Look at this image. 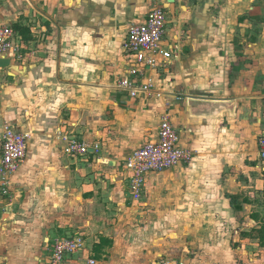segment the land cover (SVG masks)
<instances>
[{"label": "crops", "instance_id": "0c3cea01", "mask_svg": "<svg viewBox=\"0 0 264 264\" xmlns=\"http://www.w3.org/2000/svg\"><path fill=\"white\" fill-rule=\"evenodd\" d=\"M155 7L173 60L149 74L152 94L131 98L118 87L131 65L122 44ZM4 26L23 57L0 69L13 80L0 83V162L7 129L28 134L29 149L15 198L0 199V264H30L22 225L47 243L33 264H50L46 227L83 236L65 264H264V0H0ZM164 117L192 162L149 175L135 201L125 163ZM66 132L100 151L73 160ZM15 206L34 222L13 220ZM41 211L59 213L55 225ZM162 229L174 239L147 235Z\"/></svg>", "mask_w": 264, "mask_h": 264}, {"label": "built area", "instance_id": "2783aa9c", "mask_svg": "<svg viewBox=\"0 0 264 264\" xmlns=\"http://www.w3.org/2000/svg\"><path fill=\"white\" fill-rule=\"evenodd\" d=\"M167 12L162 7L153 8L144 23L130 27L122 48L131 60L128 78L121 80L118 87L130 93L131 98H139L153 93L149 74H159L173 60L168 47ZM12 55L16 60L23 57L22 47L11 27H0V58L8 59ZM148 80V81H147ZM65 142L64 152L75 157H86L90 152L98 153L100 147H91L72 132L62 134ZM2 156L0 162V199L10 197L12 178L28 155L29 135L7 129L2 136ZM193 154L180 146V136L168 117H164L158 131V140L150 142L136 150L125 163L128 173V189L135 201L143 197L147 178L170 170L178 165L192 162ZM259 159L264 163V137L259 142ZM85 247L83 236L75 235L60 238L53 242L50 264H65L66 258L79 253ZM91 264H95L91 262ZM159 264H184L162 260Z\"/></svg>", "mask_w": 264, "mask_h": 264}, {"label": "rangeland", "instance_id": "374dc122", "mask_svg": "<svg viewBox=\"0 0 264 264\" xmlns=\"http://www.w3.org/2000/svg\"><path fill=\"white\" fill-rule=\"evenodd\" d=\"M1 84H6V83H8V84H12L13 83V80L12 79H10V77H8V76H4L2 79H1V82H0ZM68 115V116H67ZM65 118L68 120V119H70V112H68V113H66L65 114ZM75 136H77V134L75 133ZM61 150H62V152H63V148H61ZM64 156V155H63ZM87 157V156H86ZM86 157H84V158H86ZM83 157H75V158H72L73 160H82V159H84ZM79 161V162H80ZM18 188H16L15 189V187H14V185H12L11 187H10V190H11V195H10V197H8L7 199H8V202L9 203H11V201L15 198V194L17 193L16 192V190H17ZM17 191H19V189L17 190ZM1 208H3V206L1 207ZM19 207H17V206H15L13 209H12V214L11 215H16L17 217H15L13 220H18V221H24V222H26V224H31L32 222H34V219H33V216L34 215H32V217H29L27 214H20L19 213V209H18ZM3 211V210H2ZM66 213L68 214V215H70V216H73V215H75V214H72V213H69L68 211H66ZM37 216L35 217V219L36 220H38V221H43V222H48V226H51V225H55V220H54V218L55 217H59L60 215H59V213H57V212H55V211H52V212H50V213H47L46 211H41V212H39V213H37L36 214ZM22 216L24 217V219L22 218ZM58 222V221H57ZM142 227H144V225L142 226ZM47 230V233H49L50 232V240H52V241H50V243L51 242H54L55 240H57V239H60V238H62V237H67V236H69V237H72V236H75L76 234H75V232L72 230V231H69V232H63V233H60V229L58 228L57 230L55 229V228H53V227H46V229H45V231ZM31 231H33L34 233H31ZM172 230H170V229H162L161 230V232H153V233H147V235H150L151 236V240H155L158 236H160V237H162L164 240H167V241H170V238L171 239H174L173 238V236L172 237H169L170 236V234L172 235L173 234V232H171ZM21 234H24L23 235V238L24 237H27L28 238V243H27V247H28V249L27 248H23L22 250H20L21 251V253H23V254H27V258L26 259H31L30 261H29V263L30 264H33V263H35V260L33 259L34 258V256H37V254L39 253V252H44V250H45V248H47V243H46V246L44 245H38L37 244V240L38 239H36L35 238V234H36V231H35V229H31L30 230V227L29 226H27V225H22V228H21ZM26 234V235H25ZM41 236H43V237H45V233H39ZM10 239H12V237L10 238ZM41 239V238H40ZM8 241V240H7ZM164 242V241H163ZM166 242V241H165ZM191 242H194V240L193 239H189L188 240V243H191ZM53 244V243H52ZM52 244H50V246H49V248H50V250H51V246H52ZM168 246H169V243L168 242H166V247L168 248ZM5 248H6V246H5ZM6 250V252H10V250H8V249H5ZM14 249H12L11 251H13ZM138 251V250H137ZM193 251V250H192ZM48 253L50 254V251L48 250ZM197 253H198V251H197ZM195 255L196 254H193L192 253V255H190V256H192V257H195ZM25 256V255H24ZM48 256V255H47ZM163 259H165V258H163ZM186 263V262H185ZM151 264V263H150ZM186 264H188V263H186Z\"/></svg>", "mask_w": 264, "mask_h": 264}, {"label": "water", "instance_id": "95a60500", "mask_svg": "<svg viewBox=\"0 0 264 264\" xmlns=\"http://www.w3.org/2000/svg\"><path fill=\"white\" fill-rule=\"evenodd\" d=\"M176 0H168L169 4H174ZM11 65V61L9 59L0 58V69H7Z\"/></svg>", "mask_w": 264, "mask_h": 264}, {"label": "trees", "instance_id": "16d2710c", "mask_svg": "<svg viewBox=\"0 0 264 264\" xmlns=\"http://www.w3.org/2000/svg\"><path fill=\"white\" fill-rule=\"evenodd\" d=\"M29 33V32H28ZM25 34V33H24Z\"/></svg>", "mask_w": 264, "mask_h": 264}]
</instances>
